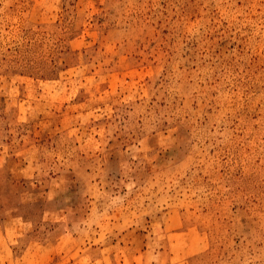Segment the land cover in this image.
Here are the masks:
<instances>
[{"label": "rangeland", "instance_id": "374dc122", "mask_svg": "<svg viewBox=\"0 0 264 264\" xmlns=\"http://www.w3.org/2000/svg\"><path fill=\"white\" fill-rule=\"evenodd\" d=\"M0 264H264V0H0Z\"/></svg>", "mask_w": 264, "mask_h": 264}]
</instances>
